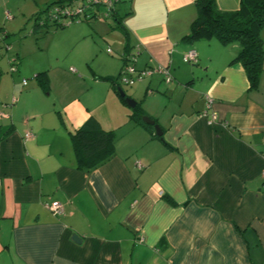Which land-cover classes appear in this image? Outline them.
I'll use <instances>...</instances> for the list:
<instances>
[{"label": "crops", "instance_id": "1", "mask_svg": "<svg viewBox=\"0 0 264 264\" xmlns=\"http://www.w3.org/2000/svg\"><path fill=\"white\" fill-rule=\"evenodd\" d=\"M17 1L0 0V11L35 15L57 0ZM195 2L122 0L118 25L93 18L53 33L62 35L56 46L71 44V59L94 66L24 71L17 61L10 72L19 78L0 80V126L11 128L0 142V264H264V72L251 89L230 64L237 44L184 40ZM215 4L231 13L240 0ZM188 50L197 54L190 67ZM126 54L134 71L161 67L172 79L153 74L125 93L142 124L106 80ZM43 72L46 91L35 79ZM205 96L211 125L201 116ZM89 119L113 133L114 148L86 172L70 133ZM52 202L61 215L45 207Z\"/></svg>", "mask_w": 264, "mask_h": 264}, {"label": "trees", "instance_id": "2", "mask_svg": "<svg viewBox=\"0 0 264 264\" xmlns=\"http://www.w3.org/2000/svg\"><path fill=\"white\" fill-rule=\"evenodd\" d=\"M79 0H57L48 4L41 12L34 15L35 20L42 18L38 27H65L62 22L54 24L51 21L49 12L55 6L69 5ZM122 0L114 2V7L108 13L107 19H111L114 25H118V11L116 6ZM195 7L197 16L190 25L189 34L184 40L193 42L197 40L216 39L222 45L235 43L239 46L236 57L230 64L239 63L244 69L250 88L256 90L258 87L259 76L264 72V45L260 39V32L264 29V0H240L239 9L235 12L224 13L219 11L215 0H196ZM96 7L91 8L90 17L85 22H90L98 17ZM62 25V26H61ZM0 37L3 40L6 36L0 28ZM124 66L130 59V54L123 58ZM123 66V67H124ZM15 70V68H13ZM122 70V69H121ZM121 73V72H120ZM119 75L116 79H106L117 96L123 103L124 100L119 97L117 88L119 87ZM38 84L43 90L48 88V78L46 73H39L35 76ZM143 112L136 105L132 110L131 118L136 122H141ZM11 128L0 126V142L9 134ZM70 140L75 156L76 167L80 170L90 172L106 163L113 156L114 136L112 132L101 130L98 124L89 119L81 128L70 133Z\"/></svg>", "mask_w": 264, "mask_h": 264}, {"label": "rangeland", "instance_id": "3", "mask_svg": "<svg viewBox=\"0 0 264 264\" xmlns=\"http://www.w3.org/2000/svg\"><path fill=\"white\" fill-rule=\"evenodd\" d=\"M15 1L18 2L17 0H12L13 3H15ZM4 11H8L9 15L5 16V12L0 11V28L2 32L6 34L3 40L0 39L1 81H8L9 78L11 80H17L19 78L17 77L19 74L16 72L11 74L10 72L11 68H15L16 70L18 62L22 64L24 71L58 65L66 71H69L71 67L79 73L78 67L82 65L83 68H89L91 65L94 66V64L87 62L81 56L71 59L69 54L72 52V48L69 42L59 47L55 45L58 41L62 42V35L58 34L53 36L54 31L57 30L60 32L69 27L63 29H60V27H47L50 25L49 23L47 26L38 27L40 20L44 18V16L35 20L34 14H28L29 12H27V10L23 12L24 15L6 8H4ZM97 15V19L102 22L107 24L114 23L110 18H103L104 8H99ZM0 37L2 36L0 35ZM17 56L18 60L15 59ZM56 58L59 59L58 62H55ZM13 59H15V63L13 66H10L8 61ZM185 66L190 67V65L187 64H185ZM31 80H33L32 77L29 78V82ZM119 87L127 95H130L131 89L134 88V86H126L123 83H120Z\"/></svg>", "mask_w": 264, "mask_h": 264}, {"label": "built area", "instance_id": "4", "mask_svg": "<svg viewBox=\"0 0 264 264\" xmlns=\"http://www.w3.org/2000/svg\"><path fill=\"white\" fill-rule=\"evenodd\" d=\"M116 1L117 0H79L69 5L67 4L55 6L52 10H50L49 16L51 21L54 22V24L56 21H61L62 25L64 24L66 27L73 22L87 20L90 17L91 8L96 7L97 10L99 8H104L103 18L107 19L108 13L110 12V10L113 9L114 2ZM58 22H56V26H58ZM107 51L109 53L111 52L110 49H108ZM130 59L132 60L133 58ZM130 59L128 62L131 61ZM128 62L122 68L119 76V82L123 83L126 86H132L136 81H141L147 77H150L153 74L163 75L164 82L167 84L171 83L172 81L167 71L161 67L156 69H145L140 72H136L131 66H129ZM183 62L188 65L196 64V52L194 50H188L183 56ZM11 71H14V69H12ZM25 84L26 82L23 81V85ZM212 104L213 100L209 96H205V109L202 112L201 116L207 118V122L209 125L213 124L217 119L215 111L212 110ZM30 137V133L25 134V138ZM45 207L49 211H51L54 216H59L62 214V206L58 202L45 204Z\"/></svg>", "mask_w": 264, "mask_h": 264}, {"label": "water", "instance_id": "5", "mask_svg": "<svg viewBox=\"0 0 264 264\" xmlns=\"http://www.w3.org/2000/svg\"><path fill=\"white\" fill-rule=\"evenodd\" d=\"M65 1H68V0H65ZM117 93H118L119 97L124 100V103L130 109H133L136 106V102L133 99L127 97L125 92L121 88H117ZM142 121H143L144 124L150 125V126H152L154 128L156 136H158V137L161 136V131H160L159 126L156 125L153 120H151L147 116H143L142 117Z\"/></svg>", "mask_w": 264, "mask_h": 264}, {"label": "bare ground", "instance_id": "6", "mask_svg": "<svg viewBox=\"0 0 264 264\" xmlns=\"http://www.w3.org/2000/svg\"><path fill=\"white\" fill-rule=\"evenodd\" d=\"M195 65V64H194Z\"/></svg>", "mask_w": 264, "mask_h": 264}]
</instances>
